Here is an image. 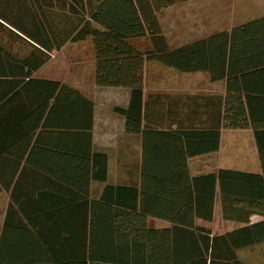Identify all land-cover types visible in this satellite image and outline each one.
<instances>
[{
    "label": "trees",
    "instance_id": "1",
    "mask_svg": "<svg viewBox=\"0 0 264 264\" xmlns=\"http://www.w3.org/2000/svg\"><path fill=\"white\" fill-rule=\"evenodd\" d=\"M182 1L186 0H0V32L5 30L30 47L27 54L17 55L0 43V148L8 151L13 146L3 140L8 138L7 129L13 130L12 123L22 133L30 122L41 121L43 111L52 114L58 107L64 108L68 129L90 141L93 103L66 84L34 77L66 43L90 38L94 84L129 90L127 109L114 112L124 118L126 132L142 135L143 149L139 189L106 186L85 210L84 224L71 240L72 255L31 260L0 256V264H7L8 259H22L20 264H241L238 251L264 243V221L219 236L194 224L196 219L211 221L216 185L223 195L235 184L252 183L262 189L263 180L226 170L216 176L190 177L188 158L216 151L218 130H155L149 121L162 111L156 101L160 97L143 101L144 64L151 61L179 73H205L211 82L225 80L227 95H244L248 100L264 95V17L171 50L157 13ZM137 38L147 39L151 50L140 52L132 47L129 40ZM240 98H236V112L225 108L227 120L243 115ZM80 114L81 125L75 123ZM234 127L228 122V128ZM28 131L34 133L36 128ZM177 142L181 144L179 158L156 155ZM93 158L99 160L94 178L104 182L106 156L93 154ZM159 170L166 178L146 177ZM174 170L181 173L179 190L169 176ZM256 198V206L248 204L253 207L248 217L251 213L264 217V193ZM148 217L166 220L171 227L150 229ZM69 230L73 233L74 227ZM32 244L48 251L47 239Z\"/></svg>",
    "mask_w": 264,
    "mask_h": 264
},
{
    "label": "crops",
    "instance_id": "2",
    "mask_svg": "<svg viewBox=\"0 0 264 264\" xmlns=\"http://www.w3.org/2000/svg\"><path fill=\"white\" fill-rule=\"evenodd\" d=\"M263 17L264 0H186L157 13L162 34L171 50L213 34L229 32ZM129 42L139 51L134 39ZM82 45L91 47L90 39L77 44L66 43L62 48L65 50L71 46L70 49L76 52L74 48L79 49ZM55 59L48 60L34 77L69 85L58 77L63 72L55 70ZM76 60L73 58L74 65ZM152 62L144 64L143 101L147 102L151 96L160 97L156 101L162 111L154 113L149 121L155 130H218L216 151L188 158L189 176H216L219 171L226 170L258 176L263 180L262 189L259 186L254 188L252 183L249 186L235 184L229 186V193L225 191L223 195L216 185L211 221L206 223L196 219L194 224L210 228L211 236H219L263 222L264 217L256 213L248 217L247 214L253 208L248 204L256 206L257 195L264 193V95H252L249 100L244 95H227L225 80L211 82L207 74L184 78L162 68H156L152 82L148 80ZM94 71L95 60L92 78ZM88 89L90 92H79L93 103L89 142L83 133L68 129L70 124L66 121L63 107L56 108L52 114L43 111L41 121L30 122L27 128H36L34 133L28 130L21 133V127L15 123L11 124L12 131L6 126L4 135L8 138L3 137V140H9L13 146L8 151L5 146L0 148L1 257L28 256L30 259L27 260H31L34 256L72 255L71 240L76 239V232H80L84 224L85 210L100 198L103 189L106 186L139 189L141 186L142 135L126 132L124 118L114 112L115 108L127 109L129 90L97 87L94 82ZM237 97H241L243 115L227 120L225 108L236 112L239 107ZM75 119H78L75 123L82 124L81 114ZM228 122L236 127L228 128ZM177 147L180 150L179 142L173 146L170 144L165 151L161 149V154L156 155L179 158ZM93 154L106 156L104 182L94 178L99 170V160L93 158ZM152 176L166 178L160 170L146 177ZM169 176L179 190L181 173L174 170ZM147 226L150 229H167L171 224L148 217ZM72 227L73 233L69 230ZM36 239H47L48 251L42 252L32 244ZM258 245L241 251H252ZM241 251L237 252V257ZM238 260L241 262L239 257ZM21 261L8 259L7 264H20Z\"/></svg>",
    "mask_w": 264,
    "mask_h": 264
},
{
    "label": "rangeland",
    "instance_id": "3",
    "mask_svg": "<svg viewBox=\"0 0 264 264\" xmlns=\"http://www.w3.org/2000/svg\"><path fill=\"white\" fill-rule=\"evenodd\" d=\"M0 43L12 53H16L17 55H24L30 51V47L26 43H23L9 36V34L5 30L4 32H0ZM134 44H136L135 47L141 52H147L151 50V45L148 40L137 38L134 39ZM70 47L71 46H67L65 50L61 48V50L56 54L52 55L50 59L56 57V59L54 60V64H56L55 70L57 72L58 70H61L63 72L62 76L58 77H62V79L69 84L68 86L72 87L73 89H75L74 86H76L80 89V92H90L88 87L94 82V78H92L91 76L94 64V53L92 49V43L91 47H88L87 45H82V47L79 46V49L74 48L76 52L71 50ZM73 58L77 59L75 61L76 65L73 64ZM150 64H152L153 68L149 72L148 80L152 82L157 72L156 68H162L163 70H166V72H174L175 74H179L182 77L185 76L184 78H192L198 75H206L205 73H189L187 75L186 73H178L175 70L162 66L161 64L155 61ZM41 75L42 73L39 74L40 77ZM64 75L66 77H64ZM162 79L165 80L166 78ZM79 91L78 93L82 95ZM228 131L231 130H227V132ZM243 162L244 161H242V164L244 165ZM206 229L212 232L210 228L206 227ZM238 257L239 259H241L242 264H264V243L259 244L252 251H241Z\"/></svg>",
    "mask_w": 264,
    "mask_h": 264
}]
</instances>
